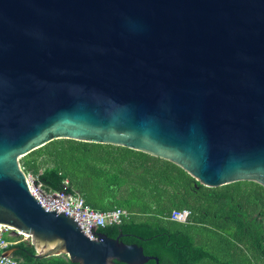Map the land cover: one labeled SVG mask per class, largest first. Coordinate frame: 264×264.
I'll list each match as a JSON object with an SVG mask.
<instances>
[{
  "label": "water",
  "instance_id": "water-1",
  "mask_svg": "<svg viewBox=\"0 0 264 264\" xmlns=\"http://www.w3.org/2000/svg\"><path fill=\"white\" fill-rule=\"evenodd\" d=\"M59 139L264 188V0H0V226L36 259L158 264L37 203L19 160Z\"/></svg>",
  "mask_w": 264,
  "mask_h": 264
},
{
  "label": "trees",
  "instance_id": "trees-1",
  "mask_svg": "<svg viewBox=\"0 0 264 264\" xmlns=\"http://www.w3.org/2000/svg\"><path fill=\"white\" fill-rule=\"evenodd\" d=\"M19 162L45 191L78 196L101 213L124 211L119 225L93 233L120 236V242L136 244L158 264L264 263V188L254 182L208 188L167 160L69 139L54 140ZM183 209L191 213L185 223L169 219ZM14 248L19 264H73L62 255L36 259L26 241L7 250Z\"/></svg>",
  "mask_w": 264,
  "mask_h": 264
},
{
  "label": "built area",
  "instance_id": "built-area-1",
  "mask_svg": "<svg viewBox=\"0 0 264 264\" xmlns=\"http://www.w3.org/2000/svg\"><path fill=\"white\" fill-rule=\"evenodd\" d=\"M30 193L37 203L46 212L57 211L63 213L77 222L80 230L89 238H93L91 231L95 228H103L109 225H119L127 216L124 211L115 209L106 213L95 211L88 207L78 196H67L61 192H48L42 189L35 179L27 176ZM189 210L173 211L170 220L185 223L190 217ZM7 235L11 240L5 238ZM20 241L29 242L26 234L18 232L11 227L0 226V264H19L12 256H4L10 245ZM264 244V243H263Z\"/></svg>",
  "mask_w": 264,
  "mask_h": 264
},
{
  "label": "rangeland",
  "instance_id": "rangeland-1",
  "mask_svg": "<svg viewBox=\"0 0 264 264\" xmlns=\"http://www.w3.org/2000/svg\"><path fill=\"white\" fill-rule=\"evenodd\" d=\"M5 238H6L7 240H10V238H8L7 235H5Z\"/></svg>",
  "mask_w": 264,
  "mask_h": 264
},
{
  "label": "crops",
  "instance_id": "crops-1",
  "mask_svg": "<svg viewBox=\"0 0 264 264\" xmlns=\"http://www.w3.org/2000/svg\"><path fill=\"white\" fill-rule=\"evenodd\" d=\"M258 264H264V263L261 262V263H258Z\"/></svg>",
  "mask_w": 264,
  "mask_h": 264
}]
</instances>
